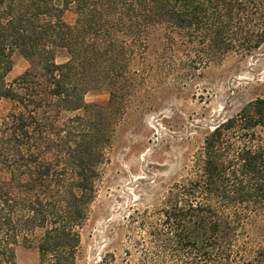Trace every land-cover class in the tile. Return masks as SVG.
<instances>
[{"label": "trees", "instance_id": "16d2710c", "mask_svg": "<svg viewBox=\"0 0 264 264\" xmlns=\"http://www.w3.org/2000/svg\"><path fill=\"white\" fill-rule=\"evenodd\" d=\"M263 44L264 0H0V264L20 246L77 264L135 79H190ZM16 53L30 66L9 82ZM103 87L107 102L86 101ZM147 228L148 264H264V97L206 135Z\"/></svg>", "mask_w": 264, "mask_h": 264}, {"label": "rangeland", "instance_id": "374dc122", "mask_svg": "<svg viewBox=\"0 0 264 264\" xmlns=\"http://www.w3.org/2000/svg\"><path fill=\"white\" fill-rule=\"evenodd\" d=\"M76 18L73 10L64 14L70 24ZM56 60L64 62L67 54L60 51ZM29 66L16 53L7 80ZM135 82L106 149L89 217L80 228L77 264H148L146 248L155 252V244L147 227L157 221L175 183L195 172L206 135L264 97V44L250 54L231 53L190 79ZM109 97L103 87L89 91L86 101L107 102ZM17 259L18 264H39L38 248L18 247Z\"/></svg>", "mask_w": 264, "mask_h": 264}]
</instances>
